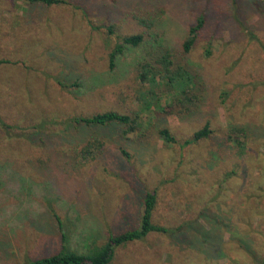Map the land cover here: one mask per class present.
<instances>
[{"label": "rangeland", "instance_id": "obj_1", "mask_svg": "<svg viewBox=\"0 0 264 264\" xmlns=\"http://www.w3.org/2000/svg\"><path fill=\"white\" fill-rule=\"evenodd\" d=\"M65 1L0 0V118L13 126L0 125V264L56 252L53 211L78 252L136 227L147 190L154 222L177 231L119 246L109 264L263 263L264 0ZM137 33L139 45L122 43ZM164 48L196 74L190 104L165 81L139 79ZM107 110L136 129L72 120ZM205 123L207 138L179 144ZM230 126L245 129L243 153Z\"/></svg>", "mask_w": 264, "mask_h": 264}, {"label": "trees", "instance_id": "obj_2", "mask_svg": "<svg viewBox=\"0 0 264 264\" xmlns=\"http://www.w3.org/2000/svg\"><path fill=\"white\" fill-rule=\"evenodd\" d=\"M29 3H42L45 5L60 4L66 2L65 0H25ZM85 17L88 15L84 13ZM140 23L151 25L152 22L147 20H139ZM90 22V20H89ZM204 24V16L199 15L196 22L189 26L188 36L183 42V51L185 53L189 52L200 29ZM113 30L109 28V32ZM144 39L142 33L125 35L121 38L123 44H129L132 46L139 45ZM118 43L115 45L114 49L109 54V67L114 66V61L118 54L123 50V44ZM152 58L157 57L154 63L144 62L139 66V79L142 81L148 80L150 83L156 84V80L165 81L168 88L174 90L175 98L182 105L190 104L193 99H195L194 93V83H197L196 74L193 70L188 68L183 64H175L174 59H172V53L169 49L164 48L161 54L155 55L152 53ZM4 62L0 59V63ZM195 103V101L193 102ZM189 109V108H187ZM72 120L77 124L84 125H107L112 123H119L126 126V129L134 130L136 129L137 121L134 117L127 113H120L115 110H107L103 112L94 113L88 116H75ZM0 125L6 129L13 127L5 123L0 118ZM245 132V129L239 126H230V132L228 138L237 146L240 153H243L245 149V144L240 140V135ZM160 135L163 137L165 142L175 143L176 139L171 134L167 127H163L159 130ZM211 133V128L208 123H205L201 128L195 130L190 138H187L181 142L180 145L186 146L191 143H195L202 138H207ZM240 134V135H238ZM94 143L88 142L84 149L93 148ZM121 153L128 156L123 148L120 149ZM142 211L140 214L139 223L136 227L127 228L118 233L109 232L108 236L101 243L98 242L96 238H92L87 243V248L84 252H78L70 248L67 244V234L64 230V224L62 223L59 215L53 211L52 215L56 220L57 231L59 235V249L49 255L41 257L25 256L24 264H109L114 256L115 249L119 246H123L130 242L143 240L147 235L153 232H158L161 234H172L177 231L178 228H170L165 225L158 224L154 222V210L157 203V193L155 190H147L142 195ZM261 264H264L261 263Z\"/></svg>", "mask_w": 264, "mask_h": 264}]
</instances>
